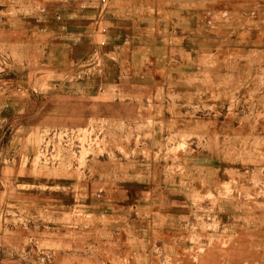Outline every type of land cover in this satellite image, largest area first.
Segmentation results:
<instances>
[{"label":"rangeland","instance_id":"obj_1","mask_svg":"<svg viewBox=\"0 0 264 264\" xmlns=\"http://www.w3.org/2000/svg\"><path fill=\"white\" fill-rule=\"evenodd\" d=\"M67 1L0 0V97L48 90L35 23ZM102 4L175 23L166 75L80 125L0 115V264H264V0Z\"/></svg>","mask_w":264,"mask_h":264},{"label":"crops","instance_id":"obj_2","mask_svg":"<svg viewBox=\"0 0 264 264\" xmlns=\"http://www.w3.org/2000/svg\"><path fill=\"white\" fill-rule=\"evenodd\" d=\"M102 1H67L58 5L60 14L35 23L43 29L39 44L48 90H8L0 97L6 121L20 129L80 125L102 91L147 90L155 87L150 81L164 80L166 68L159 62L173 47L175 23L166 29L158 13L134 5L120 14L118 4L106 8ZM17 138L22 139L16 130L14 144Z\"/></svg>","mask_w":264,"mask_h":264}]
</instances>
